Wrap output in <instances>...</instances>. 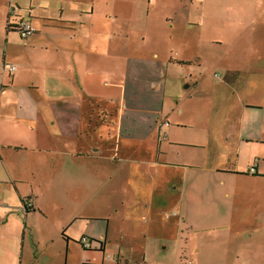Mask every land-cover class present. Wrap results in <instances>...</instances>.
Wrapping results in <instances>:
<instances>
[{
    "label": "crops",
    "instance_id": "0c3cea01",
    "mask_svg": "<svg viewBox=\"0 0 264 264\" xmlns=\"http://www.w3.org/2000/svg\"><path fill=\"white\" fill-rule=\"evenodd\" d=\"M175 6L168 0H0V195L14 191V205L0 200V237L15 230L5 251L9 264H72L71 255L82 264H111L106 258L135 264L126 254L145 263L148 253L164 252L172 241L198 254L181 228L197 203L195 189L217 184L225 187L224 198L235 199L239 185L264 181V104L234 100L240 70L228 69L225 77L234 92L221 104L229 130L208 134L195 114L179 118L190 104L206 103L180 100L170 79L179 66L203 60L207 40L198 23L203 9ZM22 20L35 29L27 39L17 31ZM9 65L16 67L12 76ZM88 110H95L93 122ZM244 153L250 165L240 164ZM131 176L154 196L137 215L123 194ZM28 199L30 210L22 207ZM55 211L60 222L50 224L54 232L46 239L43 231L52 229L43 220ZM23 214L40 220L21 229ZM128 221L131 230L123 226ZM58 229L65 244H53ZM28 234L33 247L25 245ZM81 236L93 248L72 252L70 242ZM131 236L136 240L127 241ZM109 252L115 256L106 257ZM194 262L202 261L195 256Z\"/></svg>",
    "mask_w": 264,
    "mask_h": 264
},
{
    "label": "rangeland",
    "instance_id": "374dc122",
    "mask_svg": "<svg viewBox=\"0 0 264 264\" xmlns=\"http://www.w3.org/2000/svg\"><path fill=\"white\" fill-rule=\"evenodd\" d=\"M176 1H180L181 6L191 5L195 11L203 9L204 14L198 18V23L201 25L202 36L207 40L206 47L203 48V60L199 64L193 62L188 67L179 66L177 75L174 74V78L170 79L172 85L176 83L180 100L188 101L192 96L206 103L190 104V112L183 113V117L179 118L188 121L195 114L201 123L207 122L204 126L201 124L200 130L201 132L206 130L208 134L229 130L231 123H228L224 116L227 112L226 108L224 105L221 108L223 101L228 100L234 93L225 85L228 69L237 68L242 72L234 88L237 94L234 100L249 104H264V61L258 60L264 54V0H168L169 6L174 7ZM244 12L247 14H242ZM176 21L180 25L181 21L178 19ZM180 34L182 36L181 30ZM195 82L199 85L196 86ZM187 85L191 86L186 88ZM195 99L193 100L196 101ZM86 117L93 122L97 117L95 110L93 112L88 110ZM199 127L196 126V129L198 130ZM194 130L192 128L191 132ZM252 162L250 154L241 155L242 166L250 165ZM128 180L131 182L128 181L127 186L123 188V194L129 200L128 207L134 208L133 213L137 211V215L141 213L138 212L139 205L146 204L154 196L151 188L145 185L140 188L136 186L139 182L137 177L131 176ZM211 184L208 183L200 190L195 189L193 198L197 203L195 202L190 208L187 222L181 221L183 232L189 236L193 248L199 249V253L196 254L188 248L184 250L183 244L172 241L166 251L158 254L148 253L149 259L145 263L195 264L196 256L202 261L200 264H264V181L253 185H239L235 199L232 196L230 199L224 198L225 187ZM186 191L189 192L190 189L186 188ZM13 194V190L5 192L3 196L0 195V200L13 204ZM204 205L207 211L200 212ZM22 207L24 208L23 204ZM55 212V216L43 220L52 230L50 224H55L56 227L60 222L58 214L60 211ZM184 214L187 215L186 212ZM37 218H26L23 214L21 221H17L19 228L21 226L23 229L26 225L34 227L40 220L39 217ZM141 218V221L146 219L143 216ZM76 226V224L71 225L67 234L75 232ZM123 226H128V230H131L130 221ZM52 230L43 231L48 235L46 239L51 237L54 232ZM113 230L117 229L111 231ZM14 231L3 232L0 237V264H9L5 251L10 250L12 244L14 245ZM57 231L58 236H52L55 239L53 244H65L62 235L59 237L60 233H63L60 229ZM81 237L77 240L78 244L70 242L72 252L74 248H82L79 242ZM60 238L63 240L62 243L59 242ZM134 239L136 240L131 236L127 241L132 242ZM20 243H22L21 238ZM34 243L28 234L25 245L33 247ZM126 255H129L131 263L145 264L138 254ZM113 256H115L113 252L106 254V257ZM106 259L113 264L112 260ZM71 262L82 264L81 259L76 255H71Z\"/></svg>",
    "mask_w": 264,
    "mask_h": 264
},
{
    "label": "built area",
    "instance_id": "2783aa9c",
    "mask_svg": "<svg viewBox=\"0 0 264 264\" xmlns=\"http://www.w3.org/2000/svg\"><path fill=\"white\" fill-rule=\"evenodd\" d=\"M17 31L20 37L23 39H27L35 33V29L25 20L20 21V23L17 26ZM15 71H16V67L14 65L8 66V72L10 76H12L15 73ZM248 173L251 175L255 174L256 173L255 167H251ZM0 206H1V203H0ZM23 206L26 210L32 209L33 207L32 200L31 199L26 200ZM79 242L83 249L91 250L93 248V240L86 236L81 237Z\"/></svg>",
    "mask_w": 264,
    "mask_h": 264
}]
</instances>
